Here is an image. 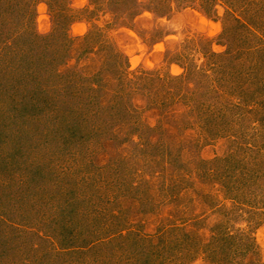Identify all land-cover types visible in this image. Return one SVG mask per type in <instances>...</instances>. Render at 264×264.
<instances>
[{"label": "rangeland", "instance_id": "374dc122", "mask_svg": "<svg viewBox=\"0 0 264 264\" xmlns=\"http://www.w3.org/2000/svg\"><path fill=\"white\" fill-rule=\"evenodd\" d=\"M32 1L69 41L1 52L0 264H264V0Z\"/></svg>", "mask_w": 264, "mask_h": 264}, {"label": "trees", "instance_id": "16d2710c", "mask_svg": "<svg viewBox=\"0 0 264 264\" xmlns=\"http://www.w3.org/2000/svg\"><path fill=\"white\" fill-rule=\"evenodd\" d=\"M113 1L114 0H111L110 2L113 3ZM118 1L120 0H115V3H117ZM46 2L48 8H50L51 10V6L53 7L54 4L61 3L63 2V0H46ZM129 2L130 4H132L133 10L137 11V9H140V5L137 0H129ZM118 5L122 7L121 1ZM8 21L13 24V29L8 26L10 25ZM16 25H18V27ZM19 25H21V28ZM32 25V0H0V53L8 52L7 50L11 51L13 49H16L15 52H17L19 55L21 54L20 58L24 56H28L31 58L30 54H33L38 48L41 51L44 50V52L46 51V54H44V56L46 57V64L48 65L46 67V70L53 72V75H55L54 77L57 79V77L60 76L58 73V68L61 65V54L59 53V51L64 49L65 44L69 41V38L66 36L64 27H60L54 24L51 35L45 36L44 38H39L38 36L34 35ZM7 30H9L10 33L6 32ZM29 39H35V41H38L31 42L29 41ZM43 41L44 43H42ZM19 42H22L24 45L22 44L19 46ZM2 53L0 55L1 57H3ZM184 79L181 78V81L184 82ZM123 80H125V77H123ZM56 83L58 84V82ZM100 88L102 87L100 86ZM93 90L94 89L92 88L91 91ZM199 105L203 106V104H198V106ZM202 108L204 110V107Z\"/></svg>", "mask_w": 264, "mask_h": 264}]
</instances>
